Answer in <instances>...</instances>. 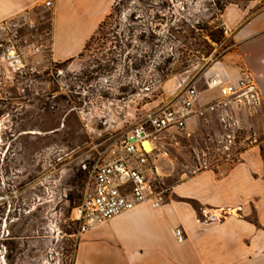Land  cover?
Instances as JSON below:
<instances>
[{
  "label": "rangeland",
  "instance_id": "rangeland-1",
  "mask_svg": "<svg viewBox=\"0 0 264 264\" xmlns=\"http://www.w3.org/2000/svg\"><path fill=\"white\" fill-rule=\"evenodd\" d=\"M262 11L264 0H115L79 56L3 91L0 264H73L80 237L74 209L87 185L82 161L146 112L181 108L191 85L198 98L186 127L158 133L152 143L154 194L169 197L173 186L206 169L223 174L254 145L264 158V99L249 109L208 85L220 77L209 73L214 65L238 67L242 75L260 74L264 93V55L239 50L233 38ZM10 20L25 24L18 36L28 53L37 32L50 44V12ZM31 21L37 31L28 29Z\"/></svg>",
  "mask_w": 264,
  "mask_h": 264
},
{
  "label": "crops",
  "instance_id": "crops-1",
  "mask_svg": "<svg viewBox=\"0 0 264 264\" xmlns=\"http://www.w3.org/2000/svg\"><path fill=\"white\" fill-rule=\"evenodd\" d=\"M47 1L0 0V23L50 12L56 63L83 52L115 2L51 0L47 6ZM233 38L239 50L254 49L262 57L264 11L239 27ZM236 68L214 65L209 73L230 82L250 75L264 99L261 75H242ZM73 264H264V158L259 146L240 152L223 174L206 169L173 186L160 206L144 202L82 233Z\"/></svg>",
  "mask_w": 264,
  "mask_h": 264
},
{
  "label": "built area",
  "instance_id": "built-area-1",
  "mask_svg": "<svg viewBox=\"0 0 264 264\" xmlns=\"http://www.w3.org/2000/svg\"><path fill=\"white\" fill-rule=\"evenodd\" d=\"M46 5L51 6L52 1L48 0ZM23 25L10 19L0 23V99L3 98L2 92L21 78L40 74L55 63L52 59L51 32L49 45L44 44L42 33H35L34 41L29 43L31 52L28 53L27 46L20 43L18 36ZM27 25L30 31H37L36 22L31 21ZM45 53L49 56L46 57ZM208 85L218 88L222 96L237 106L257 109L263 103L262 94L250 75L236 82L212 77ZM197 98L196 86L191 85L181 96V108L167 105L146 112L127 134L111 142L97 157L89 156L82 161L87 185L81 202L74 209L79 235L144 202H151L153 206L164 203L165 190L154 194L147 167L150 152L145 148L144 141L153 143L158 133L185 128ZM177 235L182 241L181 229H177Z\"/></svg>",
  "mask_w": 264,
  "mask_h": 264
},
{
  "label": "bare ground",
  "instance_id": "bare-ground-1",
  "mask_svg": "<svg viewBox=\"0 0 264 264\" xmlns=\"http://www.w3.org/2000/svg\"><path fill=\"white\" fill-rule=\"evenodd\" d=\"M144 146H145V148H146L149 152H151V151L153 150V146H152V144L149 142V140L144 141Z\"/></svg>",
  "mask_w": 264,
  "mask_h": 264
},
{
  "label": "trees",
  "instance_id": "trees-1",
  "mask_svg": "<svg viewBox=\"0 0 264 264\" xmlns=\"http://www.w3.org/2000/svg\"><path fill=\"white\" fill-rule=\"evenodd\" d=\"M101 26V25H100ZM100 28V27H99Z\"/></svg>",
  "mask_w": 264,
  "mask_h": 264
}]
</instances>
